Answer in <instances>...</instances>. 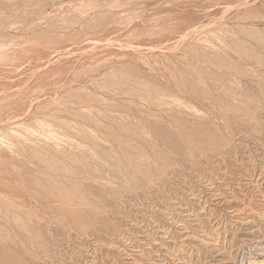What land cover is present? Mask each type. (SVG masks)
Here are the masks:
<instances>
[{"label": "rangeland", "instance_id": "rangeland-1", "mask_svg": "<svg viewBox=\"0 0 264 264\" xmlns=\"http://www.w3.org/2000/svg\"><path fill=\"white\" fill-rule=\"evenodd\" d=\"M0 264H264V0H0Z\"/></svg>", "mask_w": 264, "mask_h": 264}]
</instances>
